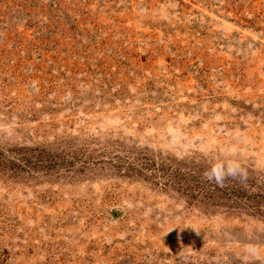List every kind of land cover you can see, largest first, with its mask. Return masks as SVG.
Segmentation results:
<instances>
[{
	"label": "rangeland",
	"instance_id": "obj_1",
	"mask_svg": "<svg viewBox=\"0 0 264 264\" xmlns=\"http://www.w3.org/2000/svg\"><path fill=\"white\" fill-rule=\"evenodd\" d=\"M0 264H264V0H0Z\"/></svg>",
	"mask_w": 264,
	"mask_h": 264
},
{
	"label": "clouds",
	"instance_id": "obj_2",
	"mask_svg": "<svg viewBox=\"0 0 264 264\" xmlns=\"http://www.w3.org/2000/svg\"><path fill=\"white\" fill-rule=\"evenodd\" d=\"M206 175L209 180L215 179L217 182H220L222 179L221 176L216 174L215 170H213L211 173H207Z\"/></svg>",
	"mask_w": 264,
	"mask_h": 264
}]
</instances>
